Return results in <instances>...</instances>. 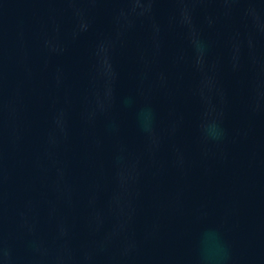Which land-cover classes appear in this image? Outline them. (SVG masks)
I'll return each instance as SVG.
<instances>
[{
    "label": "water",
    "instance_id": "water-1",
    "mask_svg": "<svg viewBox=\"0 0 264 264\" xmlns=\"http://www.w3.org/2000/svg\"><path fill=\"white\" fill-rule=\"evenodd\" d=\"M0 264H264V0H0Z\"/></svg>",
    "mask_w": 264,
    "mask_h": 264
}]
</instances>
